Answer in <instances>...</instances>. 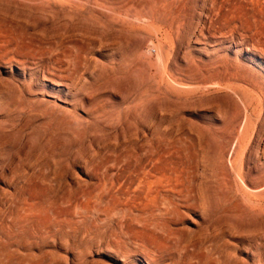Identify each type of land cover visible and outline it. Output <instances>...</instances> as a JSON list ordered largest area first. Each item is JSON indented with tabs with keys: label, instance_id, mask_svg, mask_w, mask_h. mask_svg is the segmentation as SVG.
<instances>
[{
	"label": "rangeland",
	"instance_id": "obj_1",
	"mask_svg": "<svg viewBox=\"0 0 264 264\" xmlns=\"http://www.w3.org/2000/svg\"><path fill=\"white\" fill-rule=\"evenodd\" d=\"M0 7V264H264V0Z\"/></svg>",
	"mask_w": 264,
	"mask_h": 264
},
{
	"label": "bare ground",
	"instance_id": "obj_2",
	"mask_svg": "<svg viewBox=\"0 0 264 264\" xmlns=\"http://www.w3.org/2000/svg\"><path fill=\"white\" fill-rule=\"evenodd\" d=\"M237 3V2H236ZM105 4V3H104ZM223 4V3H222ZM174 6V5H173ZM242 6V5H241ZM147 7H149V6H147ZM233 7V6H232ZM1 8V7H0ZM150 8V7H149ZM178 10V9H177ZM113 11V10H112ZM143 11H145V10H143ZM228 11V10H227ZM231 11V10H230ZM155 12V11H154ZM170 12V11H169ZM224 12V11H223ZM145 13V12H144ZM236 13H237V11H236ZM227 14H229V12L227 13ZM142 15V14H141ZM149 15V14H148ZM168 16V15H167ZM242 16V15H241ZM135 17V16H134ZM177 20V19H176ZM165 21V20H164ZM219 21V20H218ZM159 23V22H158ZM223 23V22H222ZM123 24V23H122ZM148 24V23H147ZM152 24H150V26H151ZM244 25V24H243ZM118 26V25H117ZM163 26H165V25H163ZM153 27V26H152ZM169 27V26H168ZM131 29H133V28H131ZM169 29V28H168ZM164 30V29H163ZM108 31V30H107ZM169 31V30H168ZM142 32V31H141ZM164 32H165V30H164ZM144 33H145V31H144ZM171 33V32H170ZM208 33V32H207ZM147 34H149V33H147ZM172 35V34H171ZM170 35V36H171ZM168 36H169V33H168ZM165 37V36H164ZM171 38V37H170ZM173 39H176L175 38V36H174V38ZM163 40V39H162ZM163 42H164V40H163ZM162 42V43H163ZM166 42H168V40H166ZM171 42H173V40H171ZM170 42V43H171ZM161 43V42H160ZM165 43V42H164ZM169 44V43H168ZM172 44V43H171ZM168 46V45H167ZM166 46V47H167ZM174 47H176V46H174ZM169 47H167V49H168ZM172 48V47H171ZM258 51V50H257ZM171 52V51H170ZM173 53V52H172ZM165 55V54H164ZM208 71V70H207ZM219 75V74H218ZM174 76V75H173ZM222 77V76H221ZM174 78V77H173ZM177 78V77H176ZM175 79V78H174ZM177 80H178V78H177ZM237 82V81H236ZM232 84V83H231ZM250 85V84H249ZM202 86V85H201ZM252 89V88H251ZM259 90V89H258ZM260 92V91H259ZM256 93V92H255ZM264 93V92H263ZM261 98H263V96L261 97ZM243 105V104H242ZM246 111H247V109H246ZM249 112V111H248ZM246 118H247V121L249 120V117L246 115ZM242 128V127H241ZM239 130H241V129H239ZM252 131H253V128H252ZM263 133H264V123L260 126V129H259V132H258V134H257V138H256V142H255V146H254V149H253V151L249 154V159L250 158H255L256 156H258V155H256V151H255V148H257L259 145H260V143H261V136L263 135ZM238 134V133H237ZM241 134V133H240ZM254 135H255V130L253 131V132H251L250 130H249V128H245L244 130H243V132H242V136H241V139L243 140V142H242V140L241 139H239V141H238V146L239 147H241L242 146V144H243V147H244V151H243V154L240 156L241 157V159H243L244 158V156H245V154H246V152H247V150H248V147L250 146V143H251V140H249L248 139V137H250L251 139H253V137H254ZM263 146V145H262ZM244 160V159H243ZM227 165V164H226ZM232 165V164H231ZM240 165V164H239ZM237 166V165H236ZM241 166V165H240ZM232 168V167H231ZM243 175V174H242ZM173 176V175H172ZM246 186V185H245ZM263 185H257V186H254L253 187V189H256L258 192L259 191H262V192H260V193H262V194H264V190H262L264 187H262ZM144 187V186H143ZM247 188H249V187H247ZM252 189V188H251ZM234 190V189H233ZM170 191V190H169ZM245 191V190H244ZM255 191V190H254ZM250 194V193H249ZM247 195V194H246ZM248 196V195H247ZM249 198H250V200H252L251 199V196L249 195L248 196ZM255 197V196H254ZM257 197V196H256ZM263 198V197H262ZM249 200V199H248ZM255 200H256V198H255ZM257 202H259L258 200H257ZM256 203V202H255ZM260 203V202H259ZM264 202H262V204H263ZM258 204V203H257ZM261 204V205H262Z\"/></svg>",
	"mask_w": 264,
	"mask_h": 264
}]
</instances>
